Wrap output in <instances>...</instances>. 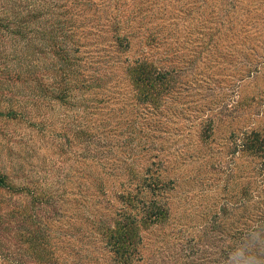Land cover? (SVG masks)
I'll use <instances>...</instances> for the list:
<instances>
[{"label": "rangeland", "instance_id": "1", "mask_svg": "<svg viewBox=\"0 0 264 264\" xmlns=\"http://www.w3.org/2000/svg\"><path fill=\"white\" fill-rule=\"evenodd\" d=\"M63 1L70 13L61 20L80 26L57 41L73 70L36 50L28 60L42 70L56 65L48 83L66 70L69 92L65 103L43 106L28 90L29 99L10 105L26 117L0 115V172L11 186L0 189L1 214L18 215L31 197H43L33 211L59 246L54 264H110L99 222L113 217L119 197L147 176L165 184L159 196L169 215L141 233L140 258L159 254L136 264H200L201 251L210 264L211 234L201 239L202 227L219 211L238 223L242 213L227 208H237L241 196L260 197L257 164L233 153V139L264 130V0H104L89 13L93 29L71 13L81 12L84 0ZM90 30L94 35L85 37ZM27 38L19 46L6 42V55L19 59ZM143 58L174 74L159 107L137 104L123 81L99 92L95 103L89 89L79 88L77 78L92 68L115 77ZM209 120L213 131L204 137ZM81 128L86 137H76Z\"/></svg>", "mask_w": 264, "mask_h": 264}, {"label": "trees", "instance_id": "2", "mask_svg": "<svg viewBox=\"0 0 264 264\" xmlns=\"http://www.w3.org/2000/svg\"><path fill=\"white\" fill-rule=\"evenodd\" d=\"M103 1L84 0L81 12L75 7L71 13L74 17L83 19L85 29L92 28L94 19L88 17L89 13L94 14V10L97 12L96 7H102ZM67 8V2L63 0H0V102L3 108L0 109V115L15 117L17 114L26 117L21 109L13 110L10 105L13 101L29 99V92L35 99H42L43 106L46 101L65 103L69 90L64 74L66 75L65 71L68 69L73 70L74 63L67 51L63 52L58 44L60 42L58 38L70 35L72 30L76 33L80 28L73 18H68L67 23L65 19L61 20V17H66L70 13ZM89 35H94V31L90 30L85 37ZM28 36L31 43L23 47L20 54L15 53L20 56L19 59L17 56L6 55V42L14 39L15 44L19 46L20 41L28 40ZM35 41L44 42L48 49L35 47ZM105 42L107 40L101 39V43ZM43 49L48 52L45 53ZM34 50L35 54L41 53L43 57L49 54L56 56L63 66L65 63L67 69L65 71L59 69L64 73L62 77L55 76L52 82L48 83L47 75L50 71L56 73V65L53 64L51 68L46 65L42 70V67L30 64L28 57ZM173 76L172 70L155 66L153 61L143 58L130 64L123 75L108 77L100 68H92L88 76L84 78L79 76L77 81L80 90L87 88L93 93L94 103L97 102L95 96L99 92L109 91L112 86L116 88L123 81L130 84L132 97L137 104L159 107L173 86ZM210 121L212 120L207 121L204 137L213 131L214 124ZM87 131L81 128L79 133L75 132L76 137H86ZM240 139L239 142L237 138L233 139V153L242 152L245 158L248 157L250 162L257 164L260 180L255 189L259 191L260 197L241 196L236 202L237 208L226 207L228 210L235 209L242 213L239 214L238 223L228 215V211L227 214L219 211L212 223L208 222V225L202 227L204 233L203 236L200 235L201 239L211 234L212 244H206V251L209 254L207 260L213 257L210 264H264V130H252L242 135ZM8 180L9 176L0 172V189L9 190ZM164 185L161 180L145 176L136 184L135 192L119 197V207L116 204L112 205L113 209L118 207L113 217L99 222L100 234L105 238L107 247L114 257L110 264H136L139 260H146L149 256L153 259L159 254V250L153 252V255L149 253L144 255L143 252L144 256L140 258L141 233L153 224L163 223L168 218L167 202L159 196L164 193L161 191ZM158 190L161 193H157ZM31 198L32 204L29 203L25 209H21L18 215L17 212L7 215L0 212V264H54V261H58L59 246L56 239L51 237L50 227H43L40 222L39 210L33 211L35 206L43 205L45 200L38 196ZM14 222L16 224L12 226L11 223ZM3 226L8 232L3 230ZM193 248L194 246H191V251ZM192 254L194 256L193 252ZM49 256L52 261L49 260ZM200 256L203 258L200 264H207L202 251ZM181 263L184 264L183 261Z\"/></svg>", "mask_w": 264, "mask_h": 264}]
</instances>
